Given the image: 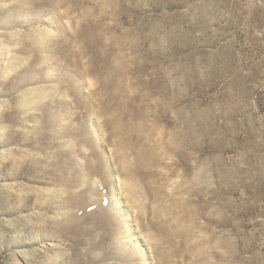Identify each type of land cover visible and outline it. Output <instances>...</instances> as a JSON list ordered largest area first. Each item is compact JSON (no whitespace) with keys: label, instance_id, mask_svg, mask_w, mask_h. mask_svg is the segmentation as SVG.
<instances>
[{"label":"rangeland","instance_id":"obj_1","mask_svg":"<svg viewBox=\"0 0 264 264\" xmlns=\"http://www.w3.org/2000/svg\"><path fill=\"white\" fill-rule=\"evenodd\" d=\"M0 264H264V0H0Z\"/></svg>","mask_w":264,"mask_h":264},{"label":"bare ground","instance_id":"obj_2","mask_svg":"<svg viewBox=\"0 0 264 264\" xmlns=\"http://www.w3.org/2000/svg\"><path fill=\"white\" fill-rule=\"evenodd\" d=\"M89 10V9H88ZM93 24V23H92ZM43 142V141H42ZM19 166V165H18Z\"/></svg>","mask_w":264,"mask_h":264}]
</instances>
